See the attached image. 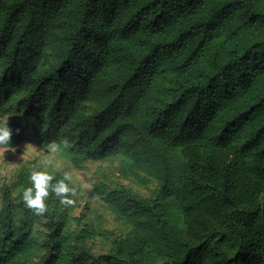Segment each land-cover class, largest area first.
I'll return each instance as SVG.
<instances>
[{
    "label": "trees",
    "instance_id": "obj_1",
    "mask_svg": "<svg viewBox=\"0 0 264 264\" xmlns=\"http://www.w3.org/2000/svg\"><path fill=\"white\" fill-rule=\"evenodd\" d=\"M5 119L10 147L66 138L153 187L97 189L124 230L93 253L54 195L24 206L21 167L0 264H264V0H0Z\"/></svg>",
    "mask_w": 264,
    "mask_h": 264
},
{
    "label": "rangeland",
    "instance_id": "obj_2",
    "mask_svg": "<svg viewBox=\"0 0 264 264\" xmlns=\"http://www.w3.org/2000/svg\"><path fill=\"white\" fill-rule=\"evenodd\" d=\"M28 144L22 142L14 147L0 148V185L6 183L14 189L19 169L25 167L31 173L33 167L43 159L44 153L40 151L42 147L26 146ZM56 165L55 170L50 169L52 174L55 176L65 171L70 172L72 175L70 187H75L77 190V195L73 198L75 200L73 206H63L58 203L61 210L66 212L68 210L70 229L77 232L81 226L87 225L94 231V237L85 239V247L93 253L106 252L110 247V241L120 235L124 229L109 206L102 200L97 189L100 187V191L106 194L117 185H123L145 196L151 193L153 185L135 184L131 176H127V170H125L127 167L120 159L80 161L76 164L60 153L56 156ZM13 192L16 196V190ZM76 218L81 220L79 225ZM44 233L45 227L39 224L35 232L38 244L42 242ZM36 260V257L32 259V261Z\"/></svg>",
    "mask_w": 264,
    "mask_h": 264
},
{
    "label": "clouds",
    "instance_id": "obj_3",
    "mask_svg": "<svg viewBox=\"0 0 264 264\" xmlns=\"http://www.w3.org/2000/svg\"><path fill=\"white\" fill-rule=\"evenodd\" d=\"M9 119H5L0 124V148L7 147L12 140L13 130L9 127ZM18 131V130H17ZM26 146H33L28 144ZM71 147L68 139L59 141L52 140L43 144L40 151L44 153L43 159L35 165L30 173V187L22 190L21 200L24 206L35 216H43L48 211L46 201L51 195H54L63 206H73L77 195L75 187H70L72 175L65 171L60 179H57L51 170H55L56 156Z\"/></svg>",
    "mask_w": 264,
    "mask_h": 264
}]
</instances>
